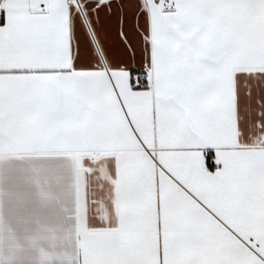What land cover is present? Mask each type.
<instances>
[{
  "label": "snow or ice",
  "instance_id": "6c2138e0",
  "mask_svg": "<svg viewBox=\"0 0 264 264\" xmlns=\"http://www.w3.org/2000/svg\"><path fill=\"white\" fill-rule=\"evenodd\" d=\"M0 264H264V0H0Z\"/></svg>",
  "mask_w": 264,
  "mask_h": 264
}]
</instances>
